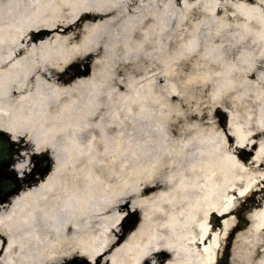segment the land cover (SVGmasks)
I'll return each instance as SVG.
<instances>
[{
    "label": "bare ground",
    "instance_id": "obj_1",
    "mask_svg": "<svg viewBox=\"0 0 264 264\" xmlns=\"http://www.w3.org/2000/svg\"><path fill=\"white\" fill-rule=\"evenodd\" d=\"M181 86L264 100V0H0V131L51 161L11 149L0 264H213L240 199L228 262L264 264V107L211 137Z\"/></svg>",
    "mask_w": 264,
    "mask_h": 264
},
{
    "label": "rangeland",
    "instance_id": "obj_2",
    "mask_svg": "<svg viewBox=\"0 0 264 264\" xmlns=\"http://www.w3.org/2000/svg\"><path fill=\"white\" fill-rule=\"evenodd\" d=\"M259 93L260 91H257L255 93H251L249 96L243 95L239 99H236L234 96L226 97L225 95L221 96L220 94H216L212 91L211 87L181 86L178 89L176 96H174L171 100V102H174L176 112H173V110H165L164 116L170 117L171 119L185 118L188 119L189 122L198 121L201 125L202 132L208 135L211 134L212 137V128L216 126L218 127L220 132L224 133V128L226 129V120L228 116L227 111H229L230 116L235 117L236 121H238L237 117L246 114L248 111H255L263 108L264 100L258 95ZM12 148L13 150L17 149V152H19V156H26V164H29L30 162V166L27 167L28 170L31 168V166L35 167L36 163L32 162V154H25V151H27L25 148L23 149V147H17L15 143L13 144ZM246 151L250 152L248 150ZM38 157V159H40L42 158V155H39ZM19 158L20 157L16 158V160H18ZM5 172L9 174H16V171L10 168H8ZM247 203L248 202L244 199H240L236 203L234 216L236 218V223L238 221V218L241 222L239 223V227L235 229L234 232H232V234L227 237L225 243L222 244V255L225 251L227 256L230 255L232 240L236 230L238 231L242 229L248 223V219L246 217L249 207ZM139 219L140 216L138 212L134 213V211L129 210L124 211L123 217L120 222H122V224L124 225H127L125 232H128L136 226ZM62 264L88 263L84 261V258L77 257L63 261Z\"/></svg>",
    "mask_w": 264,
    "mask_h": 264
},
{
    "label": "water",
    "instance_id": "obj_3",
    "mask_svg": "<svg viewBox=\"0 0 264 264\" xmlns=\"http://www.w3.org/2000/svg\"><path fill=\"white\" fill-rule=\"evenodd\" d=\"M0 134H4L0 132ZM46 167H49L48 159L46 156ZM11 163H13V158L11 156L10 150L8 149V141L0 136V168H7ZM18 186L17 179L5 172H0V198L5 199L12 191ZM220 264H225L224 262Z\"/></svg>",
    "mask_w": 264,
    "mask_h": 264
}]
</instances>
